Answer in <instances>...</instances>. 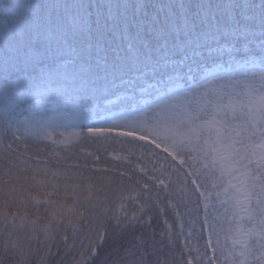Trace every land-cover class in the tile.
Returning <instances> with one entry per match:
<instances>
[{"label": "snow or ice", "instance_id": "6c2138e0", "mask_svg": "<svg viewBox=\"0 0 264 264\" xmlns=\"http://www.w3.org/2000/svg\"><path fill=\"white\" fill-rule=\"evenodd\" d=\"M0 24V104L5 132L12 135L6 146L10 164V154L19 152L21 144L27 148L47 140L54 146L74 145L84 130L89 138L142 141L141 148L167 153L180 166L173 164V169L185 177L174 192L169 191L170 176L169 182L148 177L163 188L167 207L178 209L191 202L196 208L188 211L198 212L203 205V230L214 256L198 255L197 264H220L217 250L226 264H264V0L152 5L124 0H0ZM111 35L127 43L123 55L110 60L101 53ZM93 55L94 60L89 59ZM206 57L214 58L215 70H202ZM61 75L65 94L79 77L107 103L121 105L127 118L100 126L72 125L80 131L60 130L62 126L47 115V105L53 103V78ZM76 107L77 117L88 119L85 113L90 109ZM141 171L148 175L146 169ZM187 177H193L191 190ZM38 186L43 190V182ZM173 194L178 203L171 199ZM53 195H60L55 186L43 199L31 197L34 220L25 219V205L20 220L31 225L26 234H5L3 251L18 256L17 264H31V257L41 252L38 264H48L49 257L60 254L56 237L61 229L66 251L77 247L79 237V258L73 264H175L171 225L165 221L167 245L150 231L149 211L164 209L162 197L147 182L137 179L111 201L107 196L93 201L91 190L81 201L75 188L71 203L49 199ZM40 205L47 214L43 224ZM175 214L179 219L181 213ZM11 223L15 224V213Z\"/></svg>", "mask_w": 264, "mask_h": 264}, {"label": "trees", "instance_id": "16d2710c", "mask_svg": "<svg viewBox=\"0 0 264 264\" xmlns=\"http://www.w3.org/2000/svg\"><path fill=\"white\" fill-rule=\"evenodd\" d=\"M46 3H65L73 2V0H43ZM127 3H147L152 4H167L173 2V0H124ZM179 2V0H176ZM188 3H196L197 0H185ZM255 3H259V0H254ZM0 30H2V24H0ZM126 41L122 40L118 35H111L106 38L105 50L101 55H106L108 59H112L117 54L123 55L126 47ZM89 59L94 60L93 57ZM213 57H206V68L214 66ZM51 58L48 63H52ZM47 67V66H46ZM203 68V69H206ZM202 69V70H203ZM71 72V70H69ZM2 83V79H0ZM52 89L51 96L53 103L47 105L49 111L47 115L52 113H63L65 116H73L75 118V125H82L86 119H80L77 117L78 108L76 105L90 109L85 116L95 118L99 114L106 113L107 111H113L114 109H123L121 105L115 103H107L105 96L95 93L90 86L81 83V79L78 77L74 83H69L68 92H64V77L54 76L53 82L50 86ZM99 105V107H97ZM3 109V105H0V110ZM3 136L4 143L0 144V151L3 152V159H0V264H17L19 261L18 256L5 253L3 251L4 236L9 231L18 230L19 235L23 236L31 228L30 224H21L20 217L24 216V208L27 206L28 216L26 220L36 219V205L32 201L31 197L35 196L38 199L44 198V192L52 190L48 187L49 179H45V171L48 176L58 179L57 188L60 190V195H53L49 197L51 200L56 201H68L72 202L73 188H75V195L81 201L87 196L89 190L92 192L93 201L99 197L103 200L106 196L111 201L115 195L119 194L122 188H126L130 183H135L139 179L142 183L147 182L152 189L153 193H159L162 197L160 201L159 209H151L148 213L151 216L152 228L150 231L157 233V240L167 245L169 242V228L167 225H171V242L173 247L171 252L175 261V264H187V261L191 258L194 260V264H197L195 258L200 255L201 257L206 253L209 257V251L205 250L203 242L205 241V235L202 231L203 226V206L200 205L199 211L189 212L188 209H195L194 203H187L181 205L178 209L167 207V199H163L166 194L163 188H157L153 181L149 180V176H155L157 178H163L165 182H169V176L171 177L170 192L183 183L185 177L180 176L172 167L173 164L176 168H179V164L171 160V157H167V154L160 150H153L151 146L141 148L140 145L143 142L131 141L129 138H118L117 140L103 139V138H89L85 132L81 139L74 143V145H52L50 141L40 140L34 143H29L27 148L24 144L20 145L19 152L13 151L11 160L16 163L17 170L20 169L21 162L25 166L28 174H31L30 179L24 184L23 187H18L16 192H9L4 188L3 184L6 177L5 166H11L9 163V153L6 151L7 144L12 140L11 132H5V126L3 124ZM60 130L66 131H80L78 127L74 130H68L61 128ZM124 141V142H120ZM16 145H13V149ZM141 152L144 153L141 156ZM91 153V155H89ZM116 156L127 157V160L114 159ZM19 158H22L21 162ZM99 157V160H96ZM167 157V158H166ZM16 159V160H15ZM86 165V166H85ZM163 165V168H161ZM140 166V167H137ZM142 169H146L148 175H145ZM60 172V176L54 177L52 172ZM181 172H186L185 169H180ZM123 172L122 177L120 173ZM50 173V174H49ZM66 174V175H65ZM36 176V180H32V176ZM131 176V180L129 179ZM189 189H193L191 186L190 177H187ZM38 182H43V190L38 186ZM66 186H69L66 188ZM99 189V191H97ZM67 192V194H65ZM172 200L178 201V196L173 194ZM44 205L39 206V213L41 219L40 224L46 223L43 219L47 214L44 212ZM176 211L181 213L179 219L176 218ZM15 213V224L11 223L13 214ZM148 216L145 217L147 219ZM167 221V225L165 224ZM161 233L163 236L161 237ZM191 233V235H189ZM64 235L63 229L56 239L59 241L60 254L55 257L48 258V264H73L75 259L79 258V237L76 238L77 247L71 251L65 250V245L60 237ZM69 244L73 241L71 229L68 233ZM86 243V241H85ZM57 244H53V252L56 251ZM41 252L38 255L31 257V264H38ZM200 264H206L201 261Z\"/></svg>", "mask_w": 264, "mask_h": 264}, {"label": "rangeland", "instance_id": "374dc122", "mask_svg": "<svg viewBox=\"0 0 264 264\" xmlns=\"http://www.w3.org/2000/svg\"><path fill=\"white\" fill-rule=\"evenodd\" d=\"M208 70H215V66H213L211 68L203 69V71H208ZM51 89H55V88H51ZM2 112H3V109L0 110V144H1V142L4 143V140H5L4 136H3V131H2L4 128L2 125ZM127 115L128 114L124 113L123 109H114L113 111L109 110L106 113L99 114L95 118L89 117L88 119H86V121L83 124L92 123V124H96L97 126L112 124L114 122H118V121H121L123 119H126ZM49 116L54 117L55 121L62 126L61 128H66L68 130H74V129L78 128V127H72V125L76 124L75 118H73V116H70V118H69V116H65L63 113H52ZM85 132H86V130H85ZM129 139H131V138H129ZM139 142H142V141H139ZM157 150H159V149H157ZM0 155H2V156L4 155L2 151H0ZM0 159H3V157H0ZM18 159L21 162L22 158L18 157ZM1 163H2V161L0 160V164ZM15 165H16V163H14L12 161L11 166H5L6 167V173H9L11 179H9V176H6L4 174V176L6 177L5 180H8V183L5 184V182H4L3 186L9 192H16L17 188L23 187L24 184L31 177V174H28L25 166H23V162H21L19 170L16 169ZM17 176L20 177L19 180L16 179ZM25 178H27V179H25ZM45 179L46 180L49 179L48 187L51 189L53 186L57 187L59 185L57 178H53L52 176L45 175ZM192 179H193V177H190V182ZM191 186L194 187L192 184H191ZM12 189H15V190L13 191ZM209 213H210V217H211V214H212L211 208L209 209ZM210 222H211V220H210ZM203 224H204V209H203ZM202 231L204 232V235H205V241L203 242V246H204L205 250L209 251V258H212L214 256L213 250H212V248L207 247L208 232L203 230V226H202ZM221 242L223 243V237H221ZM212 244H213V247L216 246L215 236L213 237ZM215 258L220 261V264H226L225 260L221 257V253L219 250L216 251ZM204 263H206V261H204Z\"/></svg>", "mask_w": 264, "mask_h": 264}]
</instances>
